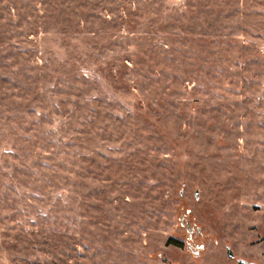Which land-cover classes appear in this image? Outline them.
I'll return each instance as SVG.
<instances>
[{"label": "rangeland", "instance_id": "obj_1", "mask_svg": "<svg viewBox=\"0 0 264 264\" xmlns=\"http://www.w3.org/2000/svg\"><path fill=\"white\" fill-rule=\"evenodd\" d=\"M238 259L264 264V0H0V264Z\"/></svg>", "mask_w": 264, "mask_h": 264}, {"label": "water", "instance_id": "obj_2", "mask_svg": "<svg viewBox=\"0 0 264 264\" xmlns=\"http://www.w3.org/2000/svg\"><path fill=\"white\" fill-rule=\"evenodd\" d=\"M184 191H181V195L183 196ZM197 196H198V192H197ZM198 231H201V229L199 228ZM205 246L204 245H197L196 248H193L192 251L197 255L198 253H200V250L203 249ZM191 248V247H190ZM228 256L231 259H234L235 255L233 253V251L231 250V248H228ZM238 264H258L257 262H249L245 259H239L238 260Z\"/></svg>", "mask_w": 264, "mask_h": 264}, {"label": "flooded vegetation", "instance_id": "obj_3", "mask_svg": "<svg viewBox=\"0 0 264 264\" xmlns=\"http://www.w3.org/2000/svg\"><path fill=\"white\" fill-rule=\"evenodd\" d=\"M186 229H187V231H188L190 234H193V233H194L193 228H191V226H190L189 224L187 225ZM200 232H201V231H198V230H197V233H198V234H199ZM187 244H188L187 246H188V248H189V250H190L191 252H193L192 249H193V248H196V246H197V245H196V246L194 247L195 244H194V240H193V238L191 237V235H189V242H188ZM190 247H191V248H190ZM193 253H194V252H193ZM194 254H195V253H194ZM198 254H199V253H198ZM198 254H197V255H198ZM227 255H228V248H227ZM228 257H229V256H228ZM238 260H239V259H238ZM238 260H237V264H238ZM249 262H253V261H249Z\"/></svg>", "mask_w": 264, "mask_h": 264}, {"label": "trees", "instance_id": "obj_4", "mask_svg": "<svg viewBox=\"0 0 264 264\" xmlns=\"http://www.w3.org/2000/svg\"><path fill=\"white\" fill-rule=\"evenodd\" d=\"M178 246H182V244H177Z\"/></svg>", "mask_w": 264, "mask_h": 264}]
</instances>
